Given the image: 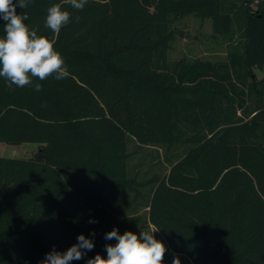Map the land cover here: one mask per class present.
Listing matches in <instances>:
<instances>
[{
	"label": "trees",
	"instance_id": "obj_1",
	"mask_svg": "<svg viewBox=\"0 0 264 264\" xmlns=\"http://www.w3.org/2000/svg\"><path fill=\"white\" fill-rule=\"evenodd\" d=\"M54 4L72 17L59 33L44 27ZM22 11L69 75L35 78L40 92L0 78V142L37 144L0 156V264H37L80 234L95 247L71 264H87L107 258L113 228L151 227L164 264H264V0H89L82 11L34 0ZM185 15L211 19L224 58H168Z\"/></svg>",
	"mask_w": 264,
	"mask_h": 264
},
{
	"label": "clouds",
	"instance_id": "obj_2",
	"mask_svg": "<svg viewBox=\"0 0 264 264\" xmlns=\"http://www.w3.org/2000/svg\"><path fill=\"white\" fill-rule=\"evenodd\" d=\"M34 0H0V19L5 23V35L0 37V78H3L10 90L15 88L33 87L36 92L42 90L41 83H34V79L44 81L50 76L56 80L68 77L69 72L60 52L54 47V41L44 35H38L39 26L30 28L26 10ZM70 7L82 11L89 0H66ZM17 8L21 9L18 13ZM72 17L69 11L62 10L60 4H54L47 9L44 27L53 33H59L67 26ZM79 19V17H76ZM89 220V223H95ZM160 229L140 231L139 234L125 231L123 234L113 228L105 234V240H115V244H106L107 258L97 253L87 260V264H164L167 251L165 244L156 239L154 233ZM91 237L95 236L93 231ZM95 247L94 240L80 234L77 243L66 251L60 252L53 247L45 254V258L37 264H71L81 260L87 252ZM172 264H181L179 258L174 257Z\"/></svg>",
	"mask_w": 264,
	"mask_h": 264
},
{
	"label": "rangeland",
	"instance_id": "obj_3",
	"mask_svg": "<svg viewBox=\"0 0 264 264\" xmlns=\"http://www.w3.org/2000/svg\"><path fill=\"white\" fill-rule=\"evenodd\" d=\"M172 27L176 31L182 32V35L176 38L172 48L168 51L169 59L187 56L215 60L226 56V48L221 38L212 36L211 19L201 20L193 15H185L181 18H174ZM262 76H264V72L255 69L254 77L261 78ZM36 146V143L31 142L17 145L0 142V156L26 158ZM146 167L147 165L143 168ZM154 236L156 239L161 240L157 232L154 233Z\"/></svg>",
	"mask_w": 264,
	"mask_h": 264
},
{
	"label": "crops",
	"instance_id": "obj_4",
	"mask_svg": "<svg viewBox=\"0 0 264 264\" xmlns=\"http://www.w3.org/2000/svg\"><path fill=\"white\" fill-rule=\"evenodd\" d=\"M21 144H22V143H21ZM36 148H37V146H36ZM36 148H35V149H36ZM35 149H32V151L35 150ZM32 151H31V152H32ZM31 152H30V153H31Z\"/></svg>",
	"mask_w": 264,
	"mask_h": 264
}]
</instances>
